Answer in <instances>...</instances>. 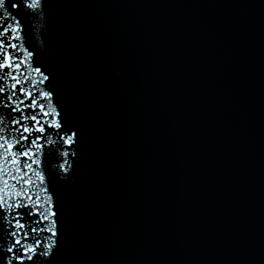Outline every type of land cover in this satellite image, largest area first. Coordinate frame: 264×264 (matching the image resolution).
Listing matches in <instances>:
<instances>
[{"label":"water","instance_id":"95a60500","mask_svg":"<svg viewBox=\"0 0 264 264\" xmlns=\"http://www.w3.org/2000/svg\"><path fill=\"white\" fill-rule=\"evenodd\" d=\"M12 11L23 75L80 133L68 171L46 147L27 174L57 211L52 264H264V0Z\"/></svg>","mask_w":264,"mask_h":264},{"label":"snow or ice","instance_id":"6c2138e0","mask_svg":"<svg viewBox=\"0 0 264 264\" xmlns=\"http://www.w3.org/2000/svg\"><path fill=\"white\" fill-rule=\"evenodd\" d=\"M25 9L35 14L42 0H0V160L11 166V171L0 166V264H52L61 240L57 211L50 194L43 203L28 195L33 181L27 174L34 172L43 183L44 175L33 165H41L46 147L64 160L58 168L68 171L65 158L77 155L80 133L54 103L49 75L40 67L32 69L35 76L21 71L33 52L16 43L23 40V24L12 10Z\"/></svg>","mask_w":264,"mask_h":264}]
</instances>
